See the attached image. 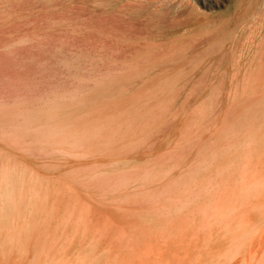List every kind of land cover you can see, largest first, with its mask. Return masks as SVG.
<instances>
[{
    "label": "rangeland",
    "instance_id": "obj_1",
    "mask_svg": "<svg viewBox=\"0 0 264 264\" xmlns=\"http://www.w3.org/2000/svg\"><path fill=\"white\" fill-rule=\"evenodd\" d=\"M260 40L264 0H0V166L57 264H264Z\"/></svg>",
    "mask_w": 264,
    "mask_h": 264
},
{
    "label": "bare ground",
    "instance_id": "obj_2",
    "mask_svg": "<svg viewBox=\"0 0 264 264\" xmlns=\"http://www.w3.org/2000/svg\"><path fill=\"white\" fill-rule=\"evenodd\" d=\"M94 24H95L94 27L100 28L101 27L100 24H102V23L101 22H98V23L94 22ZM109 25H111V24H109ZM109 25H106V27H103V29L105 31H108L110 29L112 30V27H110ZM106 38H109V37L106 36ZM128 38H132V37H127V36L122 37V39H128ZM139 39H141V33H140V31L137 30L133 36V40L136 42L137 49H139V45H138V41H140ZM189 40H190L191 45L195 48L196 43H197V38L195 36H191V38ZM221 46H222V42H217L216 44L210 46V48L213 51H217L221 48ZM254 46L256 48L255 51L261 50L264 47V40L256 41L254 43ZM255 48H253V49H255ZM181 49L183 50L184 48H181ZM172 53L169 52L167 55L161 56L160 59H157L154 62H152L149 59L148 54L137 53V57L134 58L135 64L137 66H141V64H145V65L152 64L151 65V68H152V67L164 64L166 62L175 63V62H177V59H176V61L174 60V58L172 57ZM176 53H177V51H176ZM237 58H240V57H237ZM200 60H201V56L199 57V59L197 61H200ZM113 64H115V63H113ZM124 64L125 65L122 68V69H124V71L127 69H131L130 68L131 65L129 62H126ZM137 68H139V67H137ZM95 71H96V69H95ZM90 72H91V69H90ZM117 75L118 74H116V76ZM116 76L114 75V76H111L110 78L113 77L115 79ZM126 76L129 77L125 73V77H122V79L127 78ZM114 79H109V80L114 81ZM129 79H130V77L128 78V80ZM120 81L119 82L116 81V82H118V84H119ZM123 82H128V81L124 80ZM118 84H115V85H118ZM107 85H108V83H107ZM4 86H7L9 88H11V87L15 88V85H13L11 83H6V84H4ZM86 91H88V90H86ZM63 94L66 95V91ZM73 94H75V93H73ZM55 95H57V94H55ZM62 97H64V96H62ZM75 97H76V95H75ZM66 100H69V99L66 98ZM70 101H69V103H70ZM44 103H43V105H44ZM19 104L21 105L20 102H19ZM58 106H60V105H58ZM53 107H55V106H53ZM37 109H39V108H37ZM19 111L21 112V110H19ZM66 114H68V113H66ZM63 115H65V114H63ZM49 121L51 122V120H49ZM53 122L54 121H52V123ZM19 124H21V123H19ZM47 126H49V125H47ZM44 127H45V125H44ZM40 129H42V128H40ZM45 129L47 130V127H45ZM243 130H245V129H243ZM33 150L35 151V149H33ZM41 151H42V149H41ZM7 170L8 169L0 166V264H57L56 258L54 257V255L51 252V249L53 247H55V244H56V211L46 209V205H48L51 202L47 197L39 194L40 191H32L29 194L24 192L25 184L27 182L25 183L22 179H13L12 176L10 177ZM14 177H16V176L14 175ZM32 181H34V180H32ZM46 195H47V193H46ZM50 198H52V197H50ZM89 221H90V219H89ZM62 242H64V241H62ZM68 245H70V244L68 243ZM62 250H61V253H62ZM74 253H75V251H74ZM63 258H64V256H63ZM62 259H61V261H63V264H64L65 260H62ZM87 262L89 263V261H87ZM68 263H69V261H68ZM66 264H67V262H66Z\"/></svg>",
    "mask_w": 264,
    "mask_h": 264
}]
</instances>
